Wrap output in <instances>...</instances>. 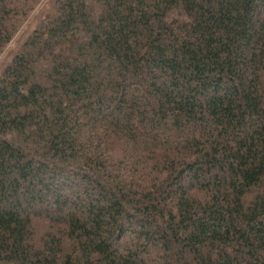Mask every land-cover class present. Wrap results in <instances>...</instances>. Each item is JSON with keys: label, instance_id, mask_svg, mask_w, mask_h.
<instances>
[{"label": "trees", "instance_id": "trees-1", "mask_svg": "<svg viewBox=\"0 0 264 264\" xmlns=\"http://www.w3.org/2000/svg\"><path fill=\"white\" fill-rule=\"evenodd\" d=\"M16 37L0 264H264V0H0Z\"/></svg>", "mask_w": 264, "mask_h": 264}, {"label": "rangeland", "instance_id": "rangeland-1", "mask_svg": "<svg viewBox=\"0 0 264 264\" xmlns=\"http://www.w3.org/2000/svg\"><path fill=\"white\" fill-rule=\"evenodd\" d=\"M53 0H48V3L49 2H52ZM44 4H45V2H44ZM40 16H41V14L39 15V16H37V19H35L34 20V22L33 23H35L36 21H38V19L40 18ZM23 32V31H22ZM22 32H21V35H22ZM19 38H20V36H19ZM25 38V35L23 36V37H21L20 39H17V37L14 39V40H12L13 42L6 48V50L4 51V53L1 55V57H0V72H1V70H2V68L4 67V65L6 64V60H7V58H9L10 57V55H11V53H13L15 50H16V44H15V40L16 41H18V43H17V45H19V43L23 40ZM8 50V51H7Z\"/></svg>", "mask_w": 264, "mask_h": 264}]
</instances>
